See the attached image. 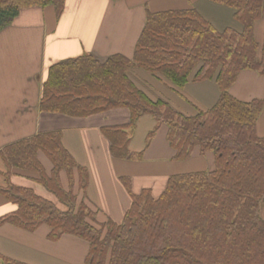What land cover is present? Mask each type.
I'll list each match as a JSON object with an SVG mask.
<instances>
[{
	"label": "trees",
	"instance_id": "16d2710c",
	"mask_svg": "<svg viewBox=\"0 0 264 264\" xmlns=\"http://www.w3.org/2000/svg\"><path fill=\"white\" fill-rule=\"evenodd\" d=\"M232 10L230 25L219 29L196 7L148 11L133 58L114 54L100 59L85 53L51 64L42 87L40 110L70 117H88L127 108L129 122L106 126L115 159L140 161L144 151L130 148L131 130L144 114L160 126L174 160H189L196 149L214 154L213 168L172 174L161 195L151 188L135 193L131 178L121 177L131 204L121 222L98 219V210L75 192L86 191L90 171L63 143L59 130L5 146L7 185L0 196L15 206L0 216V226L12 224L33 232L48 225V238L73 235L89 243L84 264H264V98L244 101L232 94L243 71L264 74L256 23L264 17V0H207ZM67 0H0V31L23 9L53 7L57 16ZM142 69L172 92L184 97L190 82L215 81L218 100L209 108L182 111L155 85L144 82ZM52 163L47 173L39 155ZM67 175L69 189L62 182ZM12 174L29 176L43 185L66 209L33 188L9 181ZM0 264H28L0 252Z\"/></svg>",
	"mask_w": 264,
	"mask_h": 264
},
{
	"label": "crops",
	"instance_id": "0c3cea01",
	"mask_svg": "<svg viewBox=\"0 0 264 264\" xmlns=\"http://www.w3.org/2000/svg\"><path fill=\"white\" fill-rule=\"evenodd\" d=\"M191 6L219 29L230 25L233 20L231 9L207 0H67L59 17L53 7L23 9L10 25L0 31V151L9 144L41 132L61 131L65 147L78 163L90 171L86 191L79 189L78 181L74 190L80 201L85 200L98 210L100 221L103 212L107 219L121 222L130 207L131 195L121 177L131 178L135 193L151 188L155 195L162 194L172 174L210 169L214 164V154L202 156L198 149L187 161L174 160L175 151L167 139L168 127L163 124L146 147L147 135L157 125L150 114L141 116L136 128L130 131V148L144 151L142 160L131 161L115 159L110 151V141L102 133L103 127L129 122L127 108H114L88 117H70L45 113L39 107L43 83L51 64L85 53L100 59L114 54L133 58L148 11ZM134 73L144 82L155 85L182 111H195L193 105L209 108L220 95L215 81L190 82L183 98L155 80L150 73L137 68ZM250 78L254 79L256 75L246 70L237 82L245 83ZM259 79V86L251 88L234 85L232 94L241 99L251 90H264V81ZM259 133L264 135V117L259 121ZM42 156L40 153L39 158L50 174L52 163L50 165ZM7 172V165L0 157V185H7ZM61 176L63 185L69 189L66 173L62 172ZM30 180L35 181L21 174H12L9 178L15 185L33 188L29 186ZM37 193L45 197L43 192ZM14 209L12 203L0 196V216ZM49 232L43 226L30 232L4 224L0 226V252L28 264L85 263L90 247L87 241L67 234L58 241H52L48 238Z\"/></svg>",
	"mask_w": 264,
	"mask_h": 264
},
{
	"label": "rangeland",
	"instance_id": "374dc122",
	"mask_svg": "<svg viewBox=\"0 0 264 264\" xmlns=\"http://www.w3.org/2000/svg\"><path fill=\"white\" fill-rule=\"evenodd\" d=\"M255 32H256V38L257 40L259 41L260 43V53L262 51V45H263V41H264V17H262L260 20H258V22L256 23V28H255ZM249 72L253 73L254 75H256V78L254 79H249L248 82H242V81H238L235 85H238V87H241L242 88H251V87H254V86H259V83H260V79L259 78H262L263 81H264V74H260L256 71H251L249 70ZM264 84V83H263ZM237 90H235L236 92ZM264 97V90L261 88L259 90H255V91H252L248 93V95L244 96V97H240L242 100H250V99H253V98H263ZM164 127H166L165 124H163ZM43 158H45L48 163L51 165V162L49 161V159L43 154L42 156ZM211 168H213V165L211 166ZM66 182H67V178H66ZM31 187L33 188H36V191L39 192V193H42V195H44L45 197L53 200L57 206L61 209H66L65 205L63 203H61L57 197L51 193L48 189H46L45 187H43L42 185L40 184H36L35 181H31L30 180V185ZM41 191V192H40ZM161 193H157L155 194L156 196H159ZM101 216H102V221H104V219L106 220L108 216H106L103 212H101ZM263 215H264V206H263ZM43 227L47 228L49 231H50V228L48 225H43Z\"/></svg>",
	"mask_w": 264,
	"mask_h": 264
}]
</instances>
